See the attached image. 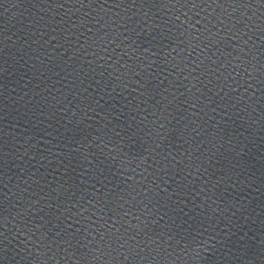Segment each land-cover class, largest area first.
Segmentation results:
<instances>
[{
  "label": "water",
  "instance_id": "1",
  "mask_svg": "<svg viewBox=\"0 0 264 264\" xmlns=\"http://www.w3.org/2000/svg\"><path fill=\"white\" fill-rule=\"evenodd\" d=\"M0 264H264V0H0Z\"/></svg>",
  "mask_w": 264,
  "mask_h": 264
}]
</instances>
